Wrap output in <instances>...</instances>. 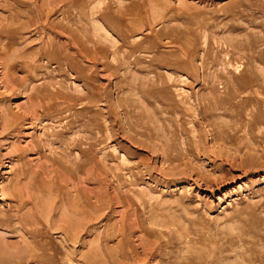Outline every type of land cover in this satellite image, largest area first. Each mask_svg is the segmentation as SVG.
<instances>
[{"label":"rangeland","instance_id":"rangeland-1","mask_svg":"<svg viewBox=\"0 0 264 264\" xmlns=\"http://www.w3.org/2000/svg\"><path fill=\"white\" fill-rule=\"evenodd\" d=\"M91 259L264 264V0H0V264Z\"/></svg>","mask_w":264,"mask_h":264},{"label":"bare ground","instance_id":"bare-ground-1","mask_svg":"<svg viewBox=\"0 0 264 264\" xmlns=\"http://www.w3.org/2000/svg\"><path fill=\"white\" fill-rule=\"evenodd\" d=\"M52 8H53V7H52ZM59 14H60V13H59ZM99 27H100V26H99ZM17 62H18V61H17ZM38 114H39V113H38ZM36 116H37V115H36ZM72 138H73V137H72ZM59 145H60V144H59ZM101 156H102V155H101ZM48 173H49V172H48ZM46 176H47V175H46ZM52 184H53V183H52ZM43 204H44V203H43ZM19 207H20V206H19ZM76 209H77V208H76ZM17 210H18V209H17ZM14 214H15V213H14ZM17 214H18V213H17ZM105 214H106V213H105ZM59 215H60V214H59ZM15 217H16V216H15ZM62 217L64 218V216H62ZM73 217H74V216H73ZM82 217H83V216H82ZM19 218H20V217H19ZM23 218H24V217H23ZM66 218H67V217H66ZM66 218H65V219H66ZM75 218H76V216H75ZM25 219H26V218H25ZM55 220H56V219H55ZM55 220H54V221H55ZM68 220H69V219H68ZM7 221H8V220H7ZM9 221H10V220H9ZM17 221H18V220H17ZM24 221H25V220H24ZM51 221H52V220H51ZM51 221H50V222H51ZM56 221H57V220H56ZM65 221H67V219H66ZM70 221H71V220H70ZM25 222H26V221H25ZM59 222H61V221L59 220L58 223H59ZM68 222H69V221H68ZM72 222H73V221H71V224H73ZM19 223H20V222H19ZM62 223H63V222H62ZM62 223H61V224H62ZM80 223H81V222H80ZM29 224H30V223H29ZM51 224H52V223H51ZM53 224H54V223H53ZM64 224H65V225L62 224V226H57L56 229H57L58 227L60 228V230L62 229L63 232H62V231H61V232L64 233V234H66V237L69 238V240H72V238L69 237V234L72 235V236H74L75 233L72 234V233H71V229H70V228L68 229V228L65 227V226H68V224H66L65 222H64ZM8 225H9V224H8ZM54 225H55V224H54ZM58 225H60V223H59ZM28 226H29V225H28ZM28 226H27V227H28ZM31 226H32V225H31ZM31 226H30V227H31ZM55 226H56V225H55ZM76 227H78V226H75V225H74V227H71V228H73V231H74V228H76ZM80 227H81V226H80ZM34 229H35V228H34ZM54 229H55V228H54ZM78 229H80V228H78ZM57 230H59V229H57ZM31 232H32V233H35L33 230H31ZM31 232H30V233H31ZM10 233H11V232H10ZM27 233H28V231H27ZM85 233H86V232H85ZM40 234L43 235V233H41V232H40ZM35 235H36V234H35ZM35 235H34V236H35ZM42 235H41V236H42ZM30 237H31V236H30ZM33 238H34V240H35V237H33ZM76 238H77V237H76ZM73 239H74V238H73ZM37 242L39 243V241H37ZM73 242L75 243L74 240H73ZM38 243L35 242V244H37V245H38ZM70 243H71V242H70ZM4 244H5V243H4ZM42 244H44V243H42ZM41 246H42V245H41ZM44 246H45V248L47 247L46 245H44ZM70 246H71V245H70ZM7 248H8V247H7ZM37 249H38V248H37ZM53 249H54V248H53ZM29 250H30V249H29ZM38 250H40V249H38ZM38 250H37V251H38ZM46 250H47V248H46ZM54 250H55V249H54ZM41 251H42V250H41ZM44 251H45V250H44ZM31 252H32V251H31ZM35 252H36V251H34V255H39V253L36 252V253H37V254H36ZM27 255H28V254H27ZM122 255H123V254H122ZM123 256H124V255H123ZM39 257H40V256H39ZM42 257H43V256H42ZM42 257H40V258H42ZM50 257H51V256H50ZM50 257H49V258H50ZM93 257H95V256H93ZM93 257H92V259H93ZM40 258H39V259H40ZM43 258H47V256H46V257H43ZM9 259H10V258H9ZM36 259H37V258H35V260H36ZM92 259H91V261L88 262L89 264H94V262L92 261ZM33 260H34V258H33ZM45 260H46V259H45ZM89 260H90V259H89ZM50 261H51V260H50ZM94 261H95V260H94ZM7 262H9V261H7ZM37 262H38V260H37ZM47 262H48V261H47ZM96 263H98V262H96ZM8 264H9V263H8Z\"/></svg>","mask_w":264,"mask_h":264}]
</instances>
